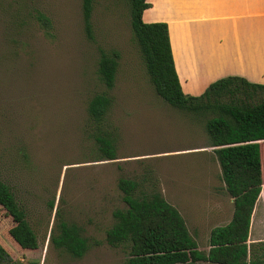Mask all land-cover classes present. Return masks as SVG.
Masks as SVG:
<instances>
[{
    "label": "rangeland",
    "instance_id": "rangeland-1",
    "mask_svg": "<svg viewBox=\"0 0 264 264\" xmlns=\"http://www.w3.org/2000/svg\"><path fill=\"white\" fill-rule=\"evenodd\" d=\"M38 12L50 19L49 34L38 26ZM91 24L90 40L82 0H0V180L39 243L36 250L20 248L10 235L14 222L0 207V246L11 264H125V251L109 247L105 233L113 212L125 208L117 181L128 178L155 182L207 253L211 229L225 225L233 207L205 132L210 115L179 111L155 93L127 0H93ZM100 51L119 54L109 92L114 161H97L88 134L87 102L105 91L96 74ZM59 215L100 246L80 260L55 249L50 235ZM255 234L254 222L251 239Z\"/></svg>",
    "mask_w": 264,
    "mask_h": 264
},
{
    "label": "trees",
    "instance_id": "trees-1",
    "mask_svg": "<svg viewBox=\"0 0 264 264\" xmlns=\"http://www.w3.org/2000/svg\"><path fill=\"white\" fill-rule=\"evenodd\" d=\"M130 26L146 74L155 93L169 106L186 113L208 114L205 132L220 169L227 196L232 200L230 221L211 229L207 253L198 250L179 211L150 181L120 178L117 188L124 209L113 212V224L105 233V243L122 248L125 264H264V242L248 244L251 216L262 188L261 153L264 141V85L229 76L210 84L200 96L183 94L175 72L167 25L144 23L146 0H127ZM93 0H82L83 29L92 39ZM38 26L49 34L51 21L43 13L35 16ZM119 54L99 52L96 74L105 91L87 102L89 137L96 145L97 161L117 159L116 135L109 122ZM152 180V179H151ZM0 207L14 222L10 235L24 250H36L38 239L26 220L10 188L0 180ZM50 243L74 260L82 259L97 240L83 235L82 229L57 216ZM0 246V264H11Z\"/></svg>",
    "mask_w": 264,
    "mask_h": 264
},
{
    "label": "crops",
    "instance_id": "crops-1",
    "mask_svg": "<svg viewBox=\"0 0 264 264\" xmlns=\"http://www.w3.org/2000/svg\"><path fill=\"white\" fill-rule=\"evenodd\" d=\"M146 2L150 7L143 12L142 21L167 25L175 72L183 94L201 95L210 84L229 76L264 85V0ZM259 145L262 154L264 141ZM262 182L251 216L248 244L264 242ZM254 222L256 234L251 239Z\"/></svg>",
    "mask_w": 264,
    "mask_h": 264
}]
</instances>
